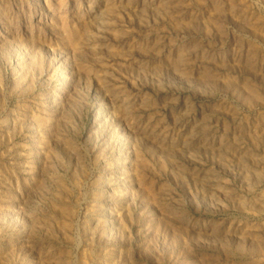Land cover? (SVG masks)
Instances as JSON below:
<instances>
[{
    "label": "rangeland",
    "instance_id": "374dc122",
    "mask_svg": "<svg viewBox=\"0 0 264 264\" xmlns=\"http://www.w3.org/2000/svg\"><path fill=\"white\" fill-rule=\"evenodd\" d=\"M0 264H264V0H0Z\"/></svg>",
    "mask_w": 264,
    "mask_h": 264
}]
</instances>
